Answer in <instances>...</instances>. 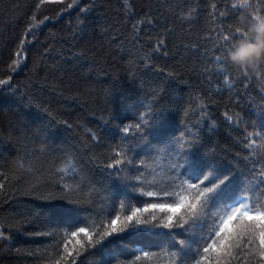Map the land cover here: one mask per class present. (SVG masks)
Listing matches in <instances>:
<instances>
[{
    "label": "snow or ice",
    "instance_id": "obj_1",
    "mask_svg": "<svg viewBox=\"0 0 264 264\" xmlns=\"http://www.w3.org/2000/svg\"><path fill=\"white\" fill-rule=\"evenodd\" d=\"M98 6L92 0L80 12L89 13ZM198 6L187 7L176 19L181 23L194 19ZM178 7L165 2L137 16L130 0H123L121 11L131 24V40L138 52L144 48L142 26L167 21L166 11ZM210 7L209 31L215 39L210 49L201 52L205 67L200 75L209 84L214 73L222 76L224 84L230 83L232 73L244 82L257 78L264 93V60L254 67H241L228 59L236 42L251 39L248 26L264 18V0L234 2L231 10L237 22L227 25L222 22L227 13L215 2ZM79 23L84 25L85 20ZM171 31V27L164 29ZM166 48V36L159 35L151 52ZM191 48L200 51L196 44ZM163 55L167 57L168 51ZM19 64L20 60L12 61V65ZM150 66L155 64L148 53L129 59L124 78L102 90L111 95L123 91L126 82L136 99L131 103L122 99L118 107L105 109L107 117L101 116L92 127L78 122L75 128L82 130V136L73 142L52 130L54 118L47 108L36 104L45 115L33 113L31 98L13 89L11 77L0 79V87L15 91L22 101L7 110L0 101L4 117L0 123L10 130L13 153L0 152V201L8 204L30 197L60 202L45 212L40 206L31 207L29 201L19 219L0 215V241L6 247L13 243L6 232L22 231L42 219L43 230L29 235L49 242L29 255L39 256L44 264H83L88 257L95 258L94 264H138L158 253L169 264H264V110L259 123H252L259 131L249 132L245 127L230 145L234 150L220 148L211 139L216 129L214 121L209 123L205 97L197 94L201 102L196 110L201 115L192 122V105L184 109L181 94H173L166 83L168 77L179 78L185 86L187 81L170 71L165 80L153 82L141 73L142 67ZM225 117L237 130L244 124L240 112L232 116L226 112ZM58 123L65 132L74 130L67 121ZM80 151L90 168L78 155Z\"/></svg>",
    "mask_w": 264,
    "mask_h": 264
},
{
    "label": "trees",
    "instance_id": "obj_2",
    "mask_svg": "<svg viewBox=\"0 0 264 264\" xmlns=\"http://www.w3.org/2000/svg\"><path fill=\"white\" fill-rule=\"evenodd\" d=\"M91 2L0 0V79L11 77L9 82L13 89H19L31 98L33 113L45 115L35 107L36 104L47 108L51 118H54L51 121L53 131L59 130L61 136L73 142L77 136H82V130L75 128L78 122L88 123L92 127L101 116L107 117L105 109L118 107L122 99L133 102L136 95L127 87L126 82L123 91L117 90L111 95H106L102 89L117 78L122 80L127 61L144 53L153 55L155 64V67L141 68L146 79L159 82L165 80L166 74L171 71L187 81L185 86L179 78L168 77L166 83L173 94H181L184 109L192 105V122L201 115L196 110L197 104L201 102L197 94L205 97L203 102L209 105L206 113L209 123L215 122L213 127L216 130L211 134L214 144L234 150L230 149V145L240 138L245 127L249 132L259 131V128L252 127L254 121L259 123L258 116L264 110V101L261 100L264 93L261 92L257 78L244 82L238 73H232L230 83L224 84L222 76L214 73L209 84L200 75L201 69L205 67L201 52L210 49L215 39V34L209 31L211 3L215 2L219 10L227 13L222 18V22L227 25L237 22L231 5L238 3V0H130L137 16L165 2L179 6L166 11L167 21L162 19L153 26H142L144 30L140 32V43L144 45L143 52H138V45L131 40V24L126 22L121 11L123 0H97L100 6L89 13H81L80 9ZM69 5L73 6L69 8ZM197 5L194 19L183 23L176 19L187 7ZM80 20H85V24L80 25ZM165 27H171L172 31L165 33ZM159 35L166 36L167 48L153 54L151 48ZM21 40H24V44L20 43ZM193 44L200 47L199 52L192 50ZM185 45L189 47L186 49ZM164 50L168 51L167 57L163 55ZM13 60H20L18 67L12 65ZM212 66L217 67L214 64ZM13 67L16 71L12 70ZM232 77H235V87L232 86ZM0 101L3 102L4 110L9 105L14 107L22 103L18 93L3 87H0ZM226 112L229 116L236 112L243 115L244 124L240 125L239 130L235 123H229L226 119ZM3 120L4 117L0 115V121ZM58 121H67L74 126V130L65 132L64 125ZM205 134H208L207 129ZM9 135L7 125L0 123V152L11 156L13 153ZM78 155L83 158L85 166L90 168L91 164L86 163L84 152L80 151ZM29 201L31 207L40 206L45 212L60 203L30 197L21 198L20 202L15 203L9 201L8 204L0 201V205H3L0 215L19 219V214L27 211ZM43 228L44 221L36 219L32 224L25 225L22 231L12 229L11 233L6 232V235L12 236L13 243L6 247L5 242L0 241V264H44L39 256L29 255L43 250L49 242L44 237L29 235ZM15 249H19V252ZM94 260V257H88L83 264H94ZM138 264H169V261L158 253L142 259Z\"/></svg>",
    "mask_w": 264,
    "mask_h": 264
},
{
    "label": "clouds",
    "instance_id": "obj_3",
    "mask_svg": "<svg viewBox=\"0 0 264 264\" xmlns=\"http://www.w3.org/2000/svg\"><path fill=\"white\" fill-rule=\"evenodd\" d=\"M251 39L236 42L228 54L229 62L234 66L254 67L260 60H264V18L253 21L248 26Z\"/></svg>",
    "mask_w": 264,
    "mask_h": 264
}]
</instances>
